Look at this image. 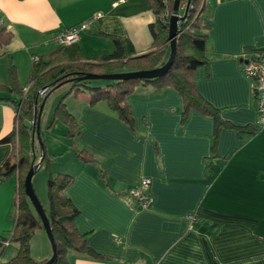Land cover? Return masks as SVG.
<instances>
[{
	"label": "crops",
	"instance_id": "obj_1",
	"mask_svg": "<svg viewBox=\"0 0 264 264\" xmlns=\"http://www.w3.org/2000/svg\"><path fill=\"white\" fill-rule=\"evenodd\" d=\"M202 18L208 63L196 69L195 79L227 123L218 133L214 118L196 109L182 123L176 89L140 84L128 97L132 126L106 101L90 105L88 92L68 95L67 107L81 126L73 139L60 119L49 127L61 95L47 97L41 136L55 156L52 172L74 177L66 194L79 210L75 226L101 255L69 251L70 264H264V126L243 68L264 52V0H206ZM0 21L13 33L7 46L0 45V83H7L5 51L20 79L21 52L28 53L30 66L33 54L48 57L59 46L55 33L84 23L127 36L137 54L146 53L153 48L156 14L150 0H0ZM76 42L88 60L114 50L109 37L87 29ZM15 117L14 105L0 100V139L13 129ZM73 144L96 161L81 160ZM11 151L9 142H0V165ZM146 177L153 200L143 209L128 194ZM17 191L15 175L0 178V248L14 227ZM36 234L43 247L31 246L33 258L50 259L52 245L42 229ZM18 251L19 244L8 242L0 264Z\"/></svg>",
	"mask_w": 264,
	"mask_h": 264
},
{
	"label": "trees",
	"instance_id": "obj_2",
	"mask_svg": "<svg viewBox=\"0 0 264 264\" xmlns=\"http://www.w3.org/2000/svg\"><path fill=\"white\" fill-rule=\"evenodd\" d=\"M156 14V21L151 23L153 35L152 50L137 54L133 42L127 36L107 34L100 30L87 28L94 35L109 37L114 43V50L109 54H98L88 60L77 42L59 44L48 57L32 55L29 79L21 83L18 67L8 51V82L0 83V100L10 102L16 108L13 129L0 139L9 142L12 151L8 159L0 165V178L16 175L18 191L15 199L14 227L9 236L4 238L0 253L8 242L19 244L17 255L7 264H44L49 259L36 261L31 254V241L40 229H44L42 220L25 192V176L34 158L39 153V167L36 172L45 168L48 172L47 189L48 205L44 208L49 217L52 232L56 242V257L51 264H70L69 251L85 253L100 257L89 245L88 237L75 226L74 220L79 210L66 194V189L74 177L66 173L52 172L51 163L55 156L46 151L45 141L42 145L33 138L37 126V108L39 109L45 97L64 85H71L69 90L58 100L53 110L49 127L60 119L69 127L67 135L73 139L81 132V126L75 116L69 111L66 97L70 94L79 96L88 92L89 104L94 106L106 101L109 107L118 113L119 117L131 126L134 125V114L128 97L134 93L140 84L151 85L158 90L172 87L176 89L183 100L182 123L192 109L210 115L215 120V131L218 133L227 123L220 117V110L213 106L198 91L195 79L196 69L208 63L206 56L207 35L200 32L203 24L202 14L206 10V0H191L192 7L180 23L177 36V52L172 66L168 71L156 78L132 79H82L87 73H114L152 69L166 63L170 54L169 24L174 0H150ZM13 33L0 25V45L7 46ZM99 81L100 83H95ZM47 87L45 96L39 91ZM42 137V136H41ZM78 157L84 162L96 161L94 155L85 148L73 144ZM63 153V152H62ZM210 165V164H209ZM28 167V169L26 168ZM24 169H27L24 173ZM101 176L107 181L104 168Z\"/></svg>",
	"mask_w": 264,
	"mask_h": 264
},
{
	"label": "water",
	"instance_id": "obj_3",
	"mask_svg": "<svg viewBox=\"0 0 264 264\" xmlns=\"http://www.w3.org/2000/svg\"><path fill=\"white\" fill-rule=\"evenodd\" d=\"M179 3L180 0H174L173 10L170 16V24H169V44H170V54L169 58L166 61V63L162 66L152 68V69H143V70H135V71H122V72H114V73H106V74H98V73H87L84 76H82V79H132V78H156L159 76L164 75L168 69L172 66L173 61L176 56L177 52V36L179 33V21H180V15H179ZM47 97L42 101L39 109L37 108V126L33 133V138L37 137L39 139V143L43 147L42 143V137H41V116L44 109V105L46 102ZM39 167V164L34 162L32 163L30 169L28 170L26 176H25V192L30 199L31 203L33 204L35 210L39 214L43 227L45 229V232L51 242L53 254L51 258L44 264H51L57 253H56V242L55 238L52 232L51 224L49 217L46 213V210L40 201L34 186H33V176L36 173V169Z\"/></svg>",
	"mask_w": 264,
	"mask_h": 264
},
{
	"label": "built area",
	"instance_id": "obj_4",
	"mask_svg": "<svg viewBox=\"0 0 264 264\" xmlns=\"http://www.w3.org/2000/svg\"><path fill=\"white\" fill-rule=\"evenodd\" d=\"M192 7L191 0H180L179 15L182 22L187 15L189 8ZM2 21H0V24ZM89 23L65 29L55 33L52 40L59 44H71L80 37V32L87 29ZM244 72L252 79L253 92L256 98V106L259 114V122L264 126V52L258 53L244 62ZM47 87L42 88L39 93L43 97ZM150 178H143L141 183L129 190V199L135 202L140 208H148L153 197L150 193Z\"/></svg>",
	"mask_w": 264,
	"mask_h": 264
},
{
	"label": "rangeland",
	"instance_id": "obj_5",
	"mask_svg": "<svg viewBox=\"0 0 264 264\" xmlns=\"http://www.w3.org/2000/svg\"><path fill=\"white\" fill-rule=\"evenodd\" d=\"M38 51L41 52V50H38ZM18 57H21L23 64L25 62V67L23 65V68H21V72H20V81H21V83L25 84L27 82V80L29 79L31 62H30V66H29V57H28L27 52H23V53L21 52V54L18 55ZM1 62L2 61H0V65H2ZM95 83H100V82L96 81V82H94V84ZM70 86L71 85H64V86L58 88L56 91L51 93L52 95L50 96L49 100H53L54 98H57V97L59 98L60 95H61L60 96V98H61L64 95V93H66L69 90ZM55 129H56V127H55ZM56 132H58V131L55 130L54 134H56ZM35 142L37 143L36 146L39 149V147H38L39 143L37 142V140ZM39 156L40 155L38 153L36 155V159L34 158V160L38 161ZM26 168L28 169V167H26ZM27 169H24V173H26L25 171ZM47 179H48L47 170L43 167L35 173V175L33 176V180H32L34 189H35L40 201L42 202V204L45 207H47V205H48ZM43 234H44L43 236H46V239L48 240L49 244L51 245V242H50L45 230H43ZM32 245L33 246L36 245V249L41 250V247H43L42 238H40L39 235H37V234L34 235L32 241H31V246Z\"/></svg>",
	"mask_w": 264,
	"mask_h": 264
}]
</instances>
